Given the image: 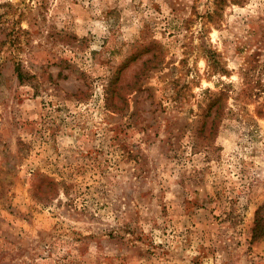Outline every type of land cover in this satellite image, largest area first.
I'll use <instances>...</instances> for the list:
<instances>
[{"label":"rangeland","instance_id":"1","mask_svg":"<svg viewBox=\"0 0 264 264\" xmlns=\"http://www.w3.org/2000/svg\"><path fill=\"white\" fill-rule=\"evenodd\" d=\"M263 202L264 0H0V264H264Z\"/></svg>","mask_w":264,"mask_h":264},{"label":"trees","instance_id":"2","mask_svg":"<svg viewBox=\"0 0 264 264\" xmlns=\"http://www.w3.org/2000/svg\"><path fill=\"white\" fill-rule=\"evenodd\" d=\"M17 75L21 78V73L18 71ZM252 239L264 237V202L261 203L255 210L254 225L251 230Z\"/></svg>","mask_w":264,"mask_h":264}]
</instances>
